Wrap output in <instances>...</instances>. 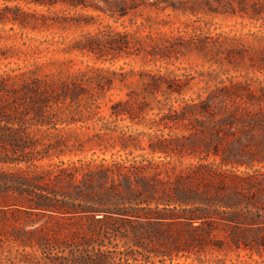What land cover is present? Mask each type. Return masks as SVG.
Segmentation results:
<instances>
[{
    "label": "rangeland",
    "instance_id": "obj_1",
    "mask_svg": "<svg viewBox=\"0 0 264 264\" xmlns=\"http://www.w3.org/2000/svg\"><path fill=\"white\" fill-rule=\"evenodd\" d=\"M2 139L0 264L19 228L72 237L37 204L69 200L56 173L87 161L176 211L120 225L111 256L264 264V0H0ZM23 154L39 158L2 160Z\"/></svg>",
    "mask_w": 264,
    "mask_h": 264
},
{
    "label": "trees",
    "instance_id": "obj_2",
    "mask_svg": "<svg viewBox=\"0 0 264 264\" xmlns=\"http://www.w3.org/2000/svg\"><path fill=\"white\" fill-rule=\"evenodd\" d=\"M27 89L37 97L42 96L41 90L36 86H27ZM121 104H123L121 101H116L112 106ZM32 108L36 113L41 111V106H38L39 110L35 105H32ZM4 122H13V120H4ZM15 137L16 132L11 136V142L8 141L19 146L20 143H17ZM6 141V139L0 140V144L5 146ZM25 146L27 144H21V147ZM38 158L23 154L20 157H7L2 160H23L33 163ZM68 169L70 170L67 171ZM68 169L60 168L56 174L59 180L71 184L70 188L62 192V196L70 199L63 198L59 201L60 204H37L39 205L37 207L50 211L47 216L52 219L54 227H57L56 231L60 230L64 223L71 225L72 228L64 233L72 237L60 238L54 230L50 232L51 227L47 224L30 230L19 228L17 231L34 234L27 240L13 237L22 247L18 250L16 260H10L8 264L18 262L20 264H146L145 261L138 262L133 256L137 250L132 246H128L117 256H111L106 248L102 247L104 238L122 236L120 225L123 224H130L133 227L142 222L151 226L163 224L162 219L166 217L165 215L176 213L175 209L160 207L158 198H154L155 205H149L150 200L141 196L143 190L146 195H151L145 188H133L126 184L124 191H121L113 181L106 184V179L112 176L113 172L110 164L89 165L87 161L86 169L83 171H79L76 165L69 166ZM77 173L80 174L78 177ZM6 176L8 172L0 171V177ZM71 188H74L73 192ZM0 190L5 191L6 188ZM75 198L80 200L76 201ZM133 220H137L135 224H132ZM26 245L30 249H27ZM46 253L50 255L48 259L45 257Z\"/></svg>",
    "mask_w": 264,
    "mask_h": 264
}]
</instances>
